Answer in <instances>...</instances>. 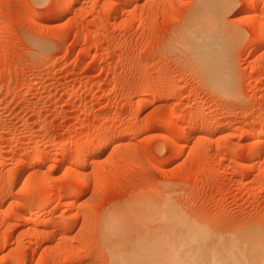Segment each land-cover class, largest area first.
<instances>
[{
	"label": "rangeland",
	"instance_id": "rangeland-1",
	"mask_svg": "<svg viewBox=\"0 0 264 264\" xmlns=\"http://www.w3.org/2000/svg\"><path fill=\"white\" fill-rule=\"evenodd\" d=\"M74 1L0 0V264H112L102 218L121 210L133 234L134 216L151 201L213 231L253 226L263 238L264 141L249 136L264 132V50H253L256 21L244 17L251 0L225 8L234 84L226 92L197 75L181 40L197 0H138L115 12L114 0ZM257 6L259 13L264 0ZM193 121L175 160L158 163L168 157L161 134ZM96 128L125 138L103 149L102 137L89 134ZM55 143L70 148L59 155ZM78 152L90 156L84 168L71 166ZM45 193L56 201L45 203L42 222L25 220ZM144 214L139 233L166 222Z\"/></svg>",
	"mask_w": 264,
	"mask_h": 264
},
{
	"label": "bare ground",
	"instance_id": "bare-ground-1",
	"mask_svg": "<svg viewBox=\"0 0 264 264\" xmlns=\"http://www.w3.org/2000/svg\"><path fill=\"white\" fill-rule=\"evenodd\" d=\"M73 1L74 0H62V2H60L62 6H60V7H63V6H64V8H65V6L68 7V5ZM114 1H115V3L114 2L113 3L115 4V6H114L113 11L115 12L117 10V7L120 4L130 6V4H132L133 2L138 1V0H114ZM228 1L229 0H197L196 7L193 10L191 17L189 18V21H187V24L185 25L186 27L184 28V32H182V35H181L182 36L181 40H183L182 42L184 44L183 46L186 47L187 52H188L187 56L190 57V59L194 63L195 68L197 69V70L196 69H194V70H196L197 72L199 71L197 73V75L200 73L199 75L204 77L206 82L208 81L211 84L210 87H214L215 90H219L221 92L222 91L223 92L229 91L230 89H232L231 86L234 85V84H232L233 82L231 79L232 73H233L232 72L233 71V64L231 65L232 60L230 59V56L232 54V51H231L232 50V39L227 38V34H226V28L227 27H226V25H224V23H225L224 22L225 21L224 20L225 8L227 6L230 7L231 4L233 3L232 0L229 1L230 3H228ZM258 2H259V0H251L248 3L247 13L244 16L245 19H247V21L248 20L256 21L255 26H254V31L252 34L253 35L252 39H254V42H255V44H253L252 47H253V50L255 51V53L261 49L264 50V22L260 19V17H264V9L259 11V13L255 12L256 8L259 7V6H257ZM55 7H56V5H55ZM36 42H38V41H36ZM230 52H231V54H230ZM191 60H189V61L191 62ZM202 77H201V80H202ZM164 83H165V85L170 84L168 82H164ZM198 111L200 113L202 112L203 114L208 113L202 109H200V110L198 109ZM176 114L177 113H175V112L173 113L174 119H173V116L171 119V120H173V122H175V119L177 118ZM207 115H209V113ZM169 117H171V116H169ZM106 121H109V120L107 119ZM205 121H203V122H205ZM172 123H170V124L173 125ZM176 124H177V120H176L175 125ZM209 124H213V121H212V123L209 122L208 125ZM171 125H170V127H171ZM196 125H197V122H194V121L191 122L190 125L188 124V126H185L182 128L180 127V129H179V127L177 128L176 127L177 125H176L175 126L176 128L173 129L174 131L172 133L170 132L171 133L170 135H167L165 133L161 134V137L166 140L168 157L165 159V161L158 162V163H160V164L162 163V165H166V164L170 165V163H172L175 160L177 155H179L178 152L182 149V146H185L184 144H181L180 142L182 140L186 139L185 138V136L187 137V134H185V133H187L186 131L189 129L195 128ZM208 125H207V128H209ZM97 129L98 128H96L95 130L92 129V131L89 134H91L90 136H92L93 138L102 137L103 143H101L102 144L101 148H103V149H105L104 147H108V145H112L113 143H116L119 140L125 138L124 136L123 137L116 136L114 138L113 137L109 138L110 133H108V132L100 133L99 129L98 130ZM136 134H137L136 132H131L129 134V137H131V136L134 137V135L136 136ZM203 137L206 138V136H203ZM99 139H101V138H99ZM249 139L252 140V142H256V144H258L261 141L263 142L264 141V132L259 131V130H254L253 132H251ZM94 140H96V139H94ZM211 141L212 140H210L209 138H206L207 150H209V148H210ZM91 142H92V140L87 139V140L83 141L82 145L83 146H89L92 143H94V142H92V143ZM48 146H51V144H48ZM52 146H53V144H52ZM55 146L57 147V154H59V155L64 154L70 148L65 143L64 144L55 143ZM77 146H76L77 148H75V149L76 150L80 149L81 145L80 146L77 145ZM71 147H73V146H71ZM89 147H91V146H89ZM82 148L84 149V147H82ZM259 148L260 147H258L253 153V156L256 157V159L259 158L261 155V149H259ZM83 149H80V151L81 150L83 151ZM95 149L96 148H94V150ZM78 153H79L78 155L76 154L77 156L74 154V157L71 160V162L74 163V165H71V166H77V167L84 168L88 164L87 160H88L89 155H87V153L83 154V155L80 154V152H78ZM88 154H90V153H88ZM3 156L4 155L2 153H0V158H3ZM244 157L245 156H243L242 158H244ZM41 159L42 158L40 157V155L38 153H35L32 157V161L36 162V163H38V161H40ZM234 160H235V158H234ZM157 161H159V160H157ZM67 167H68V165H67ZM69 170H70L69 172L73 176L79 177V174L82 175V172H80V170H78L75 167H69ZM114 170H115V168H114ZM65 171H68V169ZM85 176H86V174H84L82 176V177H84L83 179H86ZM19 177L26 178L27 173L25 172L22 176H19ZM54 177H56V176H54ZM50 178H53V175ZM52 180L55 181L56 179H52ZM88 180H90V179H88ZM83 181H85V180H83ZM86 183H88V182H86ZM37 184H38V182H37ZM48 184H50L49 181H48ZM7 185H8V183H7ZM82 185H83V183H82ZM46 186H48V185L46 184ZM3 189L1 188V190H3ZM62 193H63L62 195H69L72 193V191H71V189H65V190H63ZM45 194H47V195H44V194L41 195V196H43L42 199L39 202H37V204H35V207L33 206L34 208H32V212L34 211L35 214L37 215V217H36V215H34L36 218L35 217L34 218L33 217H26L25 220H27L29 222H32V220H33V222H35L37 225L40 224V222H42L43 218L41 219L40 216H42L44 213H46L45 211L43 212L45 203H47L48 201L50 203V201L56 199L54 195L53 196L48 195V193H45ZM82 194L83 193H81L80 191L73 192V195L77 199L80 196H82ZM30 196L32 197L33 194H30ZM24 197H26V196L24 195ZM154 201H158V200H154ZM161 202H163V201H161ZM67 203H68L67 204L68 208L72 209L73 207H75L76 202L74 199V200L69 201V202L67 201ZM163 203L166 204L165 202H163ZM58 204L60 205V202ZM58 204H56V205H58ZM161 204L162 203H160L159 205H156V202H153V201H151L149 203L145 202L142 205V206H144L143 207L144 212L141 211V213H139L138 215L136 214L137 216H139V219L137 216H134L136 221L139 220L137 222L138 225L142 223L140 221V216H141V218L142 217L144 218L143 214L145 212L146 213L150 212V215L152 213L153 214L157 213L159 217L166 219V222L164 224L163 223H161L162 225L156 224V229H153V230H146L145 229L143 231V228H142L141 229L142 232L139 230L141 233L138 232V229L136 228L138 226L137 225L135 227V233L137 232L136 233L137 235L139 233L138 236L134 232L132 234V231L134 229L131 228L132 231H130L129 226H126V224H125V222H127V221L131 222L133 219L127 218V220H124V217L126 219V216L123 215L122 213H120L121 210L118 211L117 210L118 208L117 209L115 208L117 211H115V212L112 211L115 214H113L109 211L108 214H110V215H108V214L104 215V216H106V215L107 216L105 217L104 220L102 218L103 221L101 220V224H102L101 227H103V229L102 230L100 229L101 230L100 234H102L100 236H102L103 237V238L101 237L102 240L104 239V241H105V242L104 241H102V242H104V244L107 246L106 250H108V253L110 256V257L109 256L108 257H109V259H111L112 264H264V241H263L264 237L262 238L263 235L261 236L262 233L260 230H258V227L255 226L256 228L251 230V228H254L253 226H251L250 229H247V230L244 229L243 231L241 230V232L234 231L235 228L233 227L234 229L231 232H227L228 234L220 233L221 230H220V232H217V229H215V231H213L214 229L210 225L209 226L213 230L210 227L208 228L207 227L208 225L206 226L205 223L200 222L201 224H199V222H196V220L195 221L190 220V218L187 219L186 217H183L182 215L177 214L180 212H178L177 209L176 210L173 209L172 208L173 206H171L169 204L168 205H164V204L161 205ZM142 206H140V207H142ZM34 212H33V214H34ZM116 213H117V215H116ZM146 213L144 215L149 216ZM174 213L181 218H172ZM49 214H47V215H49ZM151 217H153V216H150L149 218H151ZM131 218H132V216H131ZM143 218H142V221L144 220ZM132 223L133 222H131V225H132ZM133 226H134V224H133ZM127 227L129 229H127ZM141 227H143V224L139 225L138 228H141ZM248 228H249V226H248ZM136 229H137V231H136ZM241 229H243V228H241ZM129 232H131V233H129ZM131 234L133 236H135V235L136 236L132 237ZM34 236H33L32 240L35 239ZM20 242H21V240H20ZM74 257L77 258L76 256H74ZM32 258H34V257H32ZM15 261H17V260H15ZM16 264H18V263H16Z\"/></svg>",
	"mask_w": 264,
	"mask_h": 264
},
{
	"label": "snow or ice",
	"instance_id": "snow-or-ice-1",
	"mask_svg": "<svg viewBox=\"0 0 264 264\" xmlns=\"http://www.w3.org/2000/svg\"><path fill=\"white\" fill-rule=\"evenodd\" d=\"M54 2H55V0H54Z\"/></svg>",
	"mask_w": 264,
	"mask_h": 264
}]
</instances>
